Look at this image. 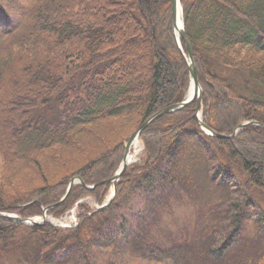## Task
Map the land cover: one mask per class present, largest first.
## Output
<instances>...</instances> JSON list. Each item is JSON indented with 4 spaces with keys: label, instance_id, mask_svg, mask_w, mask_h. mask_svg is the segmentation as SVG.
<instances>
[{
    "label": "trees",
    "instance_id": "1",
    "mask_svg": "<svg viewBox=\"0 0 264 264\" xmlns=\"http://www.w3.org/2000/svg\"><path fill=\"white\" fill-rule=\"evenodd\" d=\"M181 6L203 123L227 136L244 122L264 126V0H181ZM189 85L171 0H0V213L28 219L55 206L49 215L60 218L85 197L102 205L110 190L102 184L117 172L130 136L182 103ZM196 107L145 129L144 160L122 175L108 207L93 213L80 204L76 227L0 218V260L101 264L100 256L117 247L162 259L150 231L169 209L168 194L192 181L187 173L197 162L214 187L231 189L221 245L208 251L210 262L196 264H214L249 225L262 239L264 206L256 194H264V128L211 137ZM74 178L95 188L75 186L58 204ZM140 189L152 219L135 230L123 198Z\"/></svg>",
    "mask_w": 264,
    "mask_h": 264
},
{
    "label": "rangeland",
    "instance_id": "2",
    "mask_svg": "<svg viewBox=\"0 0 264 264\" xmlns=\"http://www.w3.org/2000/svg\"><path fill=\"white\" fill-rule=\"evenodd\" d=\"M20 13L18 10L15 15ZM144 157L145 151L142 145L141 151L132 164L141 163ZM187 175L192 181L181 189V193L174 188L172 194H168L169 203L165 207L169 209L162 217L155 218L157 223L150 231L152 244L157 250H161V252L156 251L155 254H164L162 259L155 258L147 252H141L137 257H133L131 250L126 251L122 247H117L109 250L107 255L100 256L101 264H196V259L202 260V263L210 262L211 259L207 257L208 251L221 245L219 236L223 233L225 226L223 212L231 188L214 187L215 184L208 181L206 172L199 162L195 164L193 171H188ZM145 191L140 189L123 198L127 202L124 211L126 215H123L129 226L135 230L143 222L152 219L149 215L150 207L147 204ZM110 192L109 190V195ZM256 196L257 203L264 206V194L259 196L258 193ZM83 204L87 205L91 211L97 209L96 202L91 197H85ZM79 211L72 207L60 218L48 215L47 219L64 221L63 226L66 227L63 228L69 229L79 224ZM47 219L46 222H49ZM96 250L98 249H95V253ZM102 250L106 249H100ZM260 261L264 262V237L261 239L256 235V231L250 225L241 235V240L236 246L227 250L220 258L212 259L214 264H257ZM0 264L54 263L26 262L18 255H10L3 257Z\"/></svg>",
    "mask_w": 264,
    "mask_h": 264
},
{
    "label": "water",
    "instance_id": "3",
    "mask_svg": "<svg viewBox=\"0 0 264 264\" xmlns=\"http://www.w3.org/2000/svg\"><path fill=\"white\" fill-rule=\"evenodd\" d=\"M171 2H172V11H173V34H174V37L176 39L178 48L182 52L184 60L187 64V69H188V72L190 75V91L192 90L193 94L191 96H188L184 102H182L180 104L172 105V106L160 111L155 116H153L148 121H146L135 133H133L131 135L128 143L126 144L124 160H123L122 165L120 166L118 172L113 176V178H111L110 180H108L106 182H103V184H111L114 187V193L112 194V196L108 199V201L101 208L107 207L111 203L113 198L115 197L117 183L119 182L121 176L123 175V173L125 172V170L129 166V164H127L125 161H126V158L129 154V150L131 148L132 143L136 139L140 138V134L145 129H147L151 124H153L154 122H156L157 120H159L163 117H166L172 113L180 111L183 108L193 104L194 102H197V108H196L197 114H196V116L198 118L199 124L202 127V129L210 136H213L216 138H224V139L225 138H234L240 130L245 129L248 126H261L264 128V126L262 124H260L256 121L245 122V123H242L239 125V127L235 130L233 135L226 136V135L216 134L207 125L203 124V122L201 121V111H200L201 110L200 109L201 102H202V88H201L199 80H198V72H197V67H196V64H195L194 58H193L192 47H191V44H190L189 39L187 38V35L185 32L184 21H183V27H182L181 31H179V35L176 34L177 10L179 7L181 8L182 17H183V10L181 7L180 0H171ZM184 47H185V50H184ZM76 184L83 185V182L79 178H75L74 180H72L70 182V185L68 187V191H67L66 195L61 199L59 204L67 199V197L69 196V194L72 190L73 185H76ZM51 208H53V207H50V208H47L44 210V213L42 216V220H43L42 223H38L37 221H35V219H22L17 215L6 214V213H0V218H5L8 220H11L12 222L23 224L26 226H37V225L45 224L46 214Z\"/></svg>",
    "mask_w": 264,
    "mask_h": 264
},
{
    "label": "bare ground",
    "instance_id": "4",
    "mask_svg": "<svg viewBox=\"0 0 264 264\" xmlns=\"http://www.w3.org/2000/svg\"><path fill=\"white\" fill-rule=\"evenodd\" d=\"M182 27H183V19H182L181 8L179 7L177 10V18H176V34L177 35H179V31H181ZM192 94H193V91L191 90L189 92V96H191ZM141 149H142V144H141L140 140L136 139L131 145V148L129 150V154H128L125 162L127 164L134 162L137 154H139ZM47 220H49L50 222H52L53 224H56V225H61V226L65 225L64 221L54 220L52 218L47 219Z\"/></svg>",
    "mask_w": 264,
    "mask_h": 264
}]
</instances>
